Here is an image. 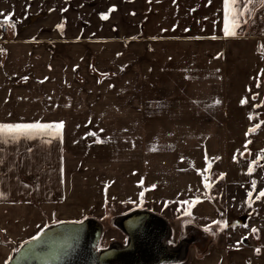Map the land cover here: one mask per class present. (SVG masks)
<instances>
[{"label": "crops", "instance_id": "crops-1", "mask_svg": "<svg viewBox=\"0 0 264 264\" xmlns=\"http://www.w3.org/2000/svg\"><path fill=\"white\" fill-rule=\"evenodd\" d=\"M9 17L0 125L51 127L0 140V264L109 197L191 204L227 229L218 199L264 173V0H0ZM192 230L167 241L183 258ZM236 236L189 264H264L261 240Z\"/></svg>", "mask_w": 264, "mask_h": 264}, {"label": "water", "instance_id": "water-1", "mask_svg": "<svg viewBox=\"0 0 264 264\" xmlns=\"http://www.w3.org/2000/svg\"><path fill=\"white\" fill-rule=\"evenodd\" d=\"M118 227L128 236L127 244L100 250L103 229L97 220L54 225L24 245L9 264H173L183 258L184 247H169L170 225L157 215L131 213Z\"/></svg>", "mask_w": 264, "mask_h": 264}, {"label": "rangeland", "instance_id": "rangeland-1", "mask_svg": "<svg viewBox=\"0 0 264 264\" xmlns=\"http://www.w3.org/2000/svg\"><path fill=\"white\" fill-rule=\"evenodd\" d=\"M128 140L131 141L132 138ZM126 153L131 155L132 151H126ZM253 184H255V187H253ZM253 184L251 190L253 193L251 194V197H247V195H242L243 197H240L239 195V197H224L222 199H218L221 200L222 204H224L223 206H225L226 210L229 212V221L224 223V226L228 227L222 232H219L218 229L221 227L223 222L194 223L192 220H189L191 204H170L164 201L133 202L122 201V198L115 199L113 197H109L107 198V202L105 204L104 213L95 216V220L101 224L103 229L99 249H107L113 245H126L127 238L125 233L118 227V221L128 214L142 209H150L159 212L161 216H165V218L169 220L171 228V235H169V237L171 236V239L174 240L180 236V233H182V230L186 227V225L192 224V227H198V230L190 231L186 238L189 243L185 258H183L181 262L173 264H189L190 248H195L197 245H201L202 242L204 243L200 247L201 252H207L208 245L209 248L217 246L223 248L225 245L231 247L232 237L230 236L233 233L237 234L236 238L239 245L243 244L241 239L246 237L248 238L249 243H252L255 238L260 239L263 244L262 246H264V197L260 196V193L264 192V173L258 181ZM255 191L259 192L256 193ZM99 209L101 210L102 207ZM253 229H256V231L253 232ZM209 230L213 235H208V238L203 237L200 233L202 231L205 234H208ZM211 238H213V241H210Z\"/></svg>", "mask_w": 264, "mask_h": 264}, {"label": "snow or ice", "instance_id": "snow-or-ice-1", "mask_svg": "<svg viewBox=\"0 0 264 264\" xmlns=\"http://www.w3.org/2000/svg\"><path fill=\"white\" fill-rule=\"evenodd\" d=\"M229 3V0H225V5L227 7ZM233 3H235V0H233ZM246 10V4L241 7L240 9L236 10V15L233 18V23L238 26L240 17L244 14ZM103 18H107L106 16ZM12 23L9 18H6L3 22H0V27L4 26L5 24ZM230 35H235V31L231 33H226ZM216 103H219V101H216ZM50 125H39V124H15V125H0V140H4L5 136L10 137L11 139L15 140L18 139L19 135H24L26 137H31L33 134V131L38 128H49ZM57 127H63V124L60 123L57 125ZM7 130V131H6ZM253 187H255V184H253ZM143 195V193H141ZM249 196L251 197V193H249ZM260 196L264 197V192L260 193ZM253 232L256 231V229L252 230ZM259 251V250H257Z\"/></svg>", "mask_w": 264, "mask_h": 264}, {"label": "built area", "instance_id": "built-area-1", "mask_svg": "<svg viewBox=\"0 0 264 264\" xmlns=\"http://www.w3.org/2000/svg\"><path fill=\"white\" fill-rule=\"evenodd\" d=\"M9 29L10 27L8 24H5L4 26L0 27V36L7 35L9 32Z\"/></svg>", "mask_w": 264, "mask_h": 264}, {"label": "flooded vegetation", "instance_id": "flooded-vegetation-1", "mask_svg": "<svg viewBox=\"0 0 264 264\" xmlns=\"http://www.w3.org/2000/svg\"><path fill=\"white\" fill-rule=\"evenodd\" d=\"M133 213H135V212H133ZM134 223H135V221H134ZM126 235V234H125ZM126 238H127V242H128V236L126 235ZM127 244V243H126ZM123 246H125V245H123Z\"/></svg>", "mask_w": 264, "mask_h": 264}]
</instances>
